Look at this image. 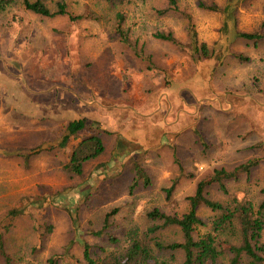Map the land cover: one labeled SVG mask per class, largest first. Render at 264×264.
<instances>
[{
    "label": "rangeland",
    "instance_id": "rangeland-1",
    "mask_svg": "<svg viewBox=\"0 0 264 264\" xmlns=\"http://www.w3.org/2000/svg\"><path fill=\"white\" fill-rule=\"evenodd\" d=\"M42 1L50 11L64 3L65 15H35L23 0L0 10V244L11 264H47L68 247L57 264H85V243L95 260L123 251L130 231L143 237L159 224L150 211L181 216L200 180L253 159L248 175L223 182L226 193L214 183L206 194L259 205L264 39L236 35H264V0H177L178 10L163 14L165 0ZM190 29L209 58L155 37L170 33L189 45ZM82 118L91 131L80 137L99 136L104 152L69 176L63 164L74 142L58 143L68 122ZM134 166L148 181L130 191ZM197 213L205 222L215 216L205 207ZM149 237L182 240L176 227ZM233 242L226 237L220 248ZM156 255L183 262L180 251Z\"/></svg>",
    "mask_w": 264,
    "mask_h": 264
},
{
    "label": "trees",
    "instance_id": "trees-1",
    "mask_svg": "<svg viewBox=\"0 0 264 264\" xmlns=\"http://www.w3.org/2000/svg\"><path fill=\"white\" fill-rule=\"evenodd\" d=\"M19 0H0V10H5ZM125 2L127 0H119ZM166 8L161 13L168 11H177V0H165ZM25 10L41 16L52 18L55 16L65 15V5L62 2L56 4V10L50 11L42 0L28 1L23 0ZM214 10V7H208ZM262 28L264 22L261 24ZM118 34L123 42H127L124 33L118 27ZM238 38L254 43L264 39V35L260 32L254 33H237ZM156 38L162 41L170 42L178 48L184 50L190 48L192 52L198 54L200 58H209L210 51L205 43H198L196 33L190 29L189 45L179 43L170 33L156 34ZM240 60H246L241 56H237ZM91 124L84 118L76 119L68 122L64 134L58 143L59 148H66L73 143L70 152L67 154L66 161L63 164V170L69 176H80L83 172L85 163L99 158L104 152V144L97 135L90 134L81 136L83 131H91ZM35 151H30L26 156H30ZM257 166V160H249L231 171L224 169L215 170L207 179L200 180L193 195L186 198L188 203V211L181 216H171L158 209L150 211L147 215L150 220L155 223L148 229L146 235L139 236L138 231L132 230L127 234V246L123 251L108 252L100 260L92 258L89 251L90 247L83 244L82 258L85 264H162L157 261L156 253L163 251H180L183 254L182 264H264V244L261 243V233L264 229V189L261 191L263 198L257 207H253L249 202L238 201L232 199L226 204L215 202L208 198L206 189L211 184H217L220 190L226 193L223 184L226 180H235L240 174L248 175L254 167ZM139 181L147 184V177L144 171L134 166V179L130 186V191L137 185ZM165 189L167 198L171 195L174 185ZM205 207L215 214L209 222L203 221L198 216V209ZM111 213H108L104 220V228L107 227V220ZM176 227L181 233L182 240L180 242L165 243L149 237L158 230ZM199 228H208L203 235L196 234ZM103 231L95 233L101 234ZM232 237L235 242L228 245L226 249L220 248V240ZM112 240V238L110 239ZM0 253L5 264H11L9 256L3 250L0 244ZM65 256H69V247L65 249L63 254L51 257L47 264H57Z\"/></svg>",
    "mask_w": 264,
    "mask_h": 264
}]
</instances>
